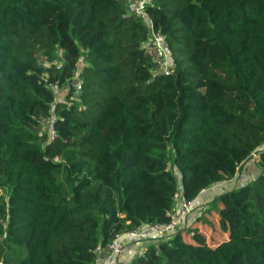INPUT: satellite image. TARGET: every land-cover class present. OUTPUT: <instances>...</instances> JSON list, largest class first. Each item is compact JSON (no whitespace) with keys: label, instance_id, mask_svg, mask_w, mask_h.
Segmentation results:
<instances>
[{"label":"trees","instance_id":"obj_1","mask_svg":"<svg viewBox=\"0 0 264 264\" xmlns=\"http://www.w3.org/2000/svg\"><path fill=\"white\" fill-rule=\"evenodd\" d=\"M160 1L143 10L163 73L128 0H0V264H95L248 161L262 172L214 198L216 227L200 216L127 264H264V0Z\"/></svg>","mask_w":264,"mask_h":264},{"label":"built area","instance_id":"obj_2","mask_svg":"<svg viewBox=\"0 0 264 264\" xmlns=\"http://www.w3.org/2000/svg\"><path fill=\"white\" fill-rule=\"evenodd\" d=\"M146 0H142L145 3ZM139 15L147 17L146 13L144 12L143 8L140 7L137 11ZM137 14V15H138ZM149 28V38L146 40L144 45V54L151 60L154 65L155 70L158 72H168L170 70L171 61L167 55V51L165 48L164 36L156 31H154L151 21L149 18H146ZM38 62L42 66H49L53 65L57 69L62 67V63L53 60L49 62L46 57L39 56ZM81 81L77 78L74 80L72 86L75 91L80 90ZM51 122L50 118H47L44 123L49 124ZM264 150V142L251 153V158L254 160L259 159V152ZM202 191V190H201ZM200 191V192H201ZM179 201V206L177 209L171 214L170 221L166 224H149L143 225L138 228L131 229L127 232L121 233L116 236L115 240L108 244L105 247L106 254L104 256L105 264H114L116 256L122 251L124 243L128 240H143L148 237H156L162 236L165 234H169L174 231L182 222L184 218L188 216L192 207L193 201L185 200L180 196V194L176 197Z\"/></svg>","mask_w":264,"mask_h":264},{"label":"crops","instance_id":"obj_3","mask_svg":"<svg viewBox=\"0 0 264 264\" xmlns=\"http://www.w3.org/2000/svg\"><path fill=\"white\" fill-rule=\"evenodd\" d=\"M130 1H131V5H133L134 7L129 12L134 13L136 15L138 14L137 11L140 7L144 8L147 5L155 3V0H146L145 3H143L142 0H130ZM137 16H140L143 19V21L147 22V19L144 16L139 15V14ZM246 165H248V164L246 163ZM246 165H244L241 168V172L243 170V171H245V174L239 175V173H240V171H239V173H237L232 179H230L228 181L220 182L217 184H213L212 186L205 188L201 192H199L198 196L196 198H194L193 207L196 209L197 207H195V205H200L201 207L205 206V205L209 204L211 201H214V198L219 193L220 194L225 193V192H227L226 190L230 191L233 187H235V186L239 187L240 185L247 183L251 179H253V177L255 175L249 173L250 171L245 169ZM233 181H237V185H236V183H233ZM180 196H181V194H180ZM178 206H179V201H176L173 210H176ZM203 208L204 207H202L196 213H193V212H192V214L189 213L190 216H187L186 218H184L178 227H182V228L183 227H191L193 225L192 224L193 221L195 219L199 218L200 216H202L201 215L202 212L207 209V208L206 209L205 208L203 209ZM206 235L208 236V233ZM159 237H161V236H156V237H153L152 239H143V240L128 239L124 243L122 251L116 256L114 264H127L133 257L141 254L149 242L156 241L155 238H159ZM105 254H106L105 248H104V250H100L98 253V257H97L95 264H104Z\"/></svg>","mask_w":264,"mask_h":264},{"label":"rangeland","instance_id":"obj_4","mask_svg":"<svg viewBox=\"0 0 264 264\" xmlns=\"http://www.w3.org/2000/svg\"><path fill=\"white\" fill-rule=\"evenodd\" d=\"M129 11H131L133 9V5H131V1H129ZM160 2H163L162 0ZM166 49L167 46L165 47ZM177 49H181V51L176 55V57L183 62V64L185 65L186 64V56L188 55V51L186 49H182L181 45H177ZM167 51V55L169 57V60L171 61V55H170V52L169 50H166ZM65 94H66V88H63L62 90L58 89L56 92H55V99L58 101H61L62 99H64L65 97ZM57 102V101H56ZM248 165L245 166V169H247L248 171H250L249 173L253 174V175H258L262 172V168L260 166H258V164H256L255 162H252V161H248L247 162ZM242 174H245V171L242 170V172L240 171L239 175H242ZM238 180V179H237ZM233 183H236L237 185V181H233ZM178 184H180V181L178 182ZM237 186L233 187L232 189L236 188ZM228 191V190H226ZM4 194V192H2L0 190V196H2ZM220 194V193H219ZM218 194V195H219ZM217 195V196H218ZM176 201H178V198H176ZM195 207H197L196 209L194 207H192L191 211H190V214L193 213H196L198 212V210H200L202 207H204L206 210L202 212V217H203V220H199L198 223L200 224V227H197L199 230H202L204 224L203 223H210L212 224L213 226L216 227V220L214 219V216H215V212H216V209H217V206L215 204V201H211L209 204L205 205V206H200V205H195ZM203 208V209H204ZM190 214L188 216H190ZM210 238V237H209ZM217 241H220V238L217 239Z\"/></svg>","mask_w":264,"mask_h":264}]
</instances>
